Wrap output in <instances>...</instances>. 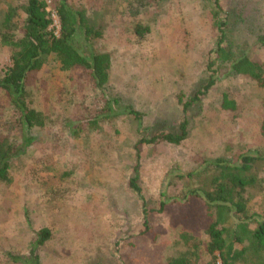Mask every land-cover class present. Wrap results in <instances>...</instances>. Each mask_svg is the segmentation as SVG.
Returning <instances> with one entry per match:
<instances>
[{"label": "rangeland", "instance_id": "obj_1", "mask_svg": "<svg viewBox=\"0 0 264 264\" xmlns=\"http://www.w3.org/2000/svg\"><path fill=\"white\" fill-rule=\"evenodd\" d=\"M21 1L0 0V12ZM44 1L57 32L58 0ZM68 2L83 9L101 32L94 47L111 58L106 96L121 97L122 105L140 111L141 127H152L156 119L179 120L177 93L188 95L210 74L214 83L185 115V140L142 144L138 151L140 133L125 114L100 118L96 126L85 123L99 118L102 94L78 70H61L53 56L27 79L30 105L46 117L43 127L28 130V146L21 143L12 105L0 93V138L21 143L8 162L10 183L0 182V264H12L7 252L28 258L42 227L51 230V237L39 249V264H162L183 249L178 242L182 229L205 238V217L195 202L157 212L161 193L179 199L184 184L175 174L205 161L264 151L259 134L264 88L228 75V63L215 60L212 0ZM221 4L227 11L232 0ZM256 7L264 21V0H256ZM136 24L148 27L142 38L134 32ZM227 36L235 50L264 61V49L256 47L244 24L234 25ZM9 55L0 44L1 72L10 65ZM212 60L214 73L207 70ZM223 94L236 102L234 111L221 109ZM142 133L149 137L151 131ZM136 167L140 193L129 186ZM255 196L250 208L264 206V194ZM202 258L209 260L207 254Z\"/></svg>", "mask_w": 264, "mask_h": 264}, {"label": "trees", "instance_id": "obj_2", "mask_svg": "<svg viewBox=\"0 0 264 264\" xmlns=\"http://www.w3.org/2000/svg\"><path fill=\"white\" fill-rule=\"evenodd\" d=\"M146 1L158 3L161 0ZM212 1V24L218 32L213 50L215 60L228 63L225 67L228 75L246 78L264 88V61L251 58L244 50H235L227 36L234 25L244 24L252 32L256 47L264 49V21L256 7V0H232L227 11L222 7V0ZM6 5L0 12V44L9 50L10 65L0 71V93L17 115V131L24 147L32 143L28 130L43 127L46 120L40 111L30 105L27 79L43 66L49 56L58 61L61 70L81 72L102 94L104 107L98 119H87L85 123L88 125L96 126L100 118L125 114L140 133L135 144L136 151L142 144L165 142L179 145L187 138L188 121L185 115L198 107L214 83L210 73H214L212 67L215 60L207 64L210 76L205 84H198L188 95L183 91L177 93L176 102L181 109L179 120L156 119L152 127H141L143 114L140 111L122 105L121 97L106 96L111 58L109 53L94 47V42L101 38V32L90 24L83 9L71 6L68 0H58L54 14L59 29L55 32L52 14L44 0H23ZM147 30L148 27L140 24L134 26L139 38ZM220 107L234 111L236 102L223 94ZM145 129L151 131L149 137L142 133ZM259 134L264 141V119L260 122ZM20 144L15 145L6 136L0 138V182L10 183L8 162ZM175 178L184 184L182 195L179 199L163 198L162 192L157 212H163L170 205L197 203L205 217L202 221L205 238L182 229L178 242L183 249L168 256L162 264H264V206L257 204L256 209L249 206L250 202H254L255 194H264V151L234 152L227 157H216L191 172L176 173ZM137 181L136 167L129 186L140 193ZM143 211L146 217L147 210ZM50 237L48 227L40 228L30 246L28 258L7 252V260L12 264H39V249ZM203 254H207L209 260H204Z\"/></svg>", "mask_w": 264, "mask_h": 264}]
</instances>
